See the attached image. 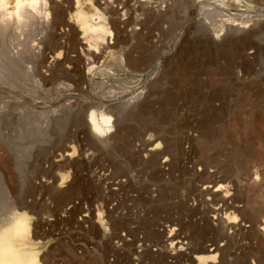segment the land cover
Returning <instances> with one entry per match:
<instances>
[{"label": "rangeland", "instance_id": "1", "mask_svg": "<svg viewBox=\"0 0 264 264\" xmlns=\"http://www.w3.org/2000/svg\"><path fill=\"white\" fill-rule=\"evenodd\" d=\"M46 2L51 27L0 36V66L32 69L0 83V223L27 212L42 264H264V186L244 177L264 170V0H79L108 31L97 60L77 0ZM59 53L44 74L71 76L45 82L32 67ZM214 177L242 210L224 236Z\"/></svg>", "mask_w": 264, "mask_h": 264}, {"label": "bare ground", "instance_id": "2", "mask_svg": "<svg viewBox=\"0 0 264 264\" xmlns=\"http://www.w3.org/2000/svg\"><path fill=\"white\" fill-rule=\"evenodd\" d=\"M47 3L48 2H46V0H0V36L1 35H5L10 30L16 31V33H19L20 35H22L23 33H25L27 28H29V27L32 28V26L34 27L35 25H33V24L35 22L39 23L41 26H44L45 29H46L48 26H50V24H51L50 20L52 19V18L50 19L49 10H47V5H48ZM77 4H78V10H77V13H76V17H77V22L79 23L78 25L81 26V31H84L85 37L86 36L89 37V35L90 36L92 35V37L91 38L89 37V39H88V43L90 45L87 48V52L85 54L89 53V55H91L94 60L100 59V52L99 51H96L95 54H94V52L92 53V48L93 47H92V44H91V42H92L91 40L94 39L95 41H98L99 39H101V36H99L100 34L103 35L104 38H102V39L104 40L105 39V34L108 33V31H107L105 25L101 24V21H103L101 19L102 17L99 16L98 19H97L99 21H97V22L92 21L90 19L92 17H90L82 8H80L79 0H77ZM93 20H95V19H93ZM34 29L35 28H33L32 31ZM42 32H43V29H42ZM87 34H89V35H87ZM219 34L222 35V33H219ZM35 35H37V34H35ZM53 35H56L55 32L53 33ZM9 36L10 35H8V37ZM15 38H17V37H15ZM21 38H23V37H21ZM17 39H19V38H17ZM61 39L63 40V38H61ZM93 45H95V43ZM94 47H98V46L96 45ZM98 49H100V48H98ZM14 51L16 52V50H14ZM9 52H11V51H9ZM29 53H30V51H29ZM82 53H83V51H82ZM25 54H27V51L25 52ZM23 55H24V50H23V52L21 51V53L19 52V55H17L18 56L17 58H20L22 60L23 59ZM34 55L37 58H39V59L40 58L41 59H45L47 57L45 55V53H43L42 51H38V52H36V54L33 53V56ZM60 55H61V53H59L56 56L57 59L55 61H53L54 63H52V65H49V66L48 65L47 66L44 65L45 67H43L39 63L34 64V66L32 68H33V71L35 72V74H37L45 82H48V81L52 82V80L56 79L54 77H57V75L60 76V74H63L66 77L67 76L68 77L71 76V74L69 72H64V71H63L64 73L61 72L59 74L51 73L50 76H49V74L48 75L44 74V71L42 70L43 68H47L48 71H52V70H54L55 67H58V68L59 67H64V66H62L61 62L58 61L59 60L58 58H60ZM86 56H88V55H86ZM4 60H5V58H4ZM90 61H88V62H90ZM21 64H22V62H21ZM85 65H88V64H85ZM7 66L8 65H6V67H1L0 66V83H2L6 79H17V78H20V80H21V79L26 78L29 75L30 76L32 75V72H31L32 69L30 71L29 70L30 67H26L25 65H24V68H23V66L22 67L17 66V63H16V65H13V66H11V65L9 67H7ZM18 67L21 70V74L20 73H15V71H16V69ZM25 67H26V69H25ZM89 67L86 66V68H89ZM14 68H16L15 71H13ZM18 74H20V75H18ZM12 95H14V94H12ZM12 97L14 98V96H12ZM90 122H91L90 125H92L93 129L95 130L94 133L95 134H99L100 136H102V135L104 136L103 132L106 130V129L103 130V128L101 127L102 126L101 123L103 124V126L104 125L108 126L107 129L109 128V126H111V124H110L111 123V118L109 116L103 115L101 117V119L99 120L95 116V114L93 112L91 113V116H90ZM222 138H223V140H220V141H223L224 144L228 145V147L236 148L235 147V141H234V138H233L232 134L225 133ZM244 147L247 148V146H245V145H244ZM245 149L242 150L243 151V155L246 153ZM209 152H210V150H209ZM247 169H249V168H247ZM251 169H249V170L253 171ZM244 177H245V179H249V180L253 181V182H250V183H254V186L256 184V188H257V185H260V186L263 185L264 186V170L263 169L262 170L261 169H259V170L258 169L255 170L254 169L253 175H251V176L250 175H245ZM225 180L226 179L224 177V181ZM232 180H234V179H232ZM228 182H225V183L227 184ZM226 184H224L223 180L220 179V177L219 178H215L214 177L210 181L205 183L204 188L202 187L203 190L205 191L204 194H211V195H213V197L219 198L220 205L216 206V207L212 206L211 213H212L213 220L216 222V224H219V226H220V232L222 233V236H224L227 233L228 230H232V229H234L237 226L241 227L242 222H243L242 220L240 222V221H233V219H232V215L235 212H241L242 210L240 211L239 207L237 205H234L235 202L232 203L233 202L232 201L233 195L230 192V186L228 184L227 185ZM239 184H240V182H239ZM260 186H258L259 189H260ZM261 189H263V190H258V191H263L264 192V188L261 187ZM255 224H256L255 226L257 227L256 230L257 231L259 230V232L261 234H264V217H261L259 220H257ZM36 228L38 229V227H36V224L35 225L33 224L32 217L27 212H22V213H20V212H12V213H10L6 217V219H4V221H2L0 223V264H42V263H44L43 260H46L47 257H43L42 256L43 257L42 258L41 257L42 254H40V252L37 249V243H36L37 241L35 242V239L38 236ZM219 251H220V248H218V247L217 248H211L209 250V252H211L212 255L211 256H207V257H200L199 260L201 261V263H207V262H210L212 260L214 261L218 257V252ZM45 263L47 264L46 261H45Z\"/></svg>", "mask_w": 264, "mask_h": 264}]
</instances>
